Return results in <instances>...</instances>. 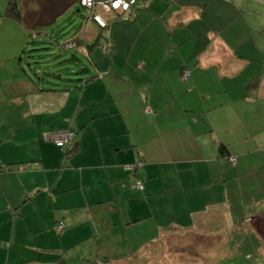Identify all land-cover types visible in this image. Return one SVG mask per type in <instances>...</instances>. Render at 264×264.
Instances as JSON below:
<instances>
[{"label": "crops", "instance_id": "0c3cea01", "mask_svg": "<svg viewBox=\"0 0 264 264\" xmlns=\"http://www.w3.org/2000/svg\"><path fill=\"white\" fill-rule=\"evenodd\" d=\"M27 1L26 25L0 17V40L45 33L33 29L47 17ZM123 22L132 28L118 32ZM106 28L109 46L115 34L148 61L142 72L116 68L85 83L81 94L78 84L52 90L44 77L31 79L6 61L0 41V69L16 78L0 97V217L12 216L0 218V264L186 262L193 254L174 256L181 239L194 237L200 249L246 233L264 245V0H141ZM70 127L82 129L71 157L40 138ZM136 161L143 165L125 169ZM43 168L55 171V184ZM26 213L40 222L18 237Z\"/></svg>", "mask_w": 264, "mask_h": 264}, {"label": "rangeland", "instance_id": "374dc122", "mask_svg": "<svg viewBox=\"0 0 264 264\" xmlns=\"http://www.w3.org/2000/svg\"><path fill=\"white\" fill-rule=\"evenodd\" d=\"M66 2H68V0H28L26 2L27 8L30 11L41 14V19L44 16L47 18L56 14H59V16L53 23L45 25L46 27L42 29L45 33L41 36H30L28 32L23 31L22 35H16L13 39H1V44L4 45V50H6V61L10 58V62L15 61L21 63L20 68H22L27 75H30L31 79H37L41 76L44 77L45 81L49 83L48 89H56V86H53L54 83L68 87H73L78 84L80 88L79 94H81L82 89L86 88L84 87L85 83L91 84L99 79L107 80V77L113 78L114 74L119 72L116 68H125L122 70L124 77H127L126 75L128 73H132V69L137 72H142L144 70L143 62H147L149 56L137 53V51L128 53L131 48H127L121 43L120 37H115V34L111 38L113 46L111 44L109 46L107 44V26L101 28L87 22V12L80 8L77 0H73L70 6L63 10V6ZM5 6L6 0H0V17H2L4 13ZM113 17L118 18L119 15H113ZM127 25L130 24L123 22L119 25L118 32L132 28V26L124 28ZM33 30L38 31V29ZM1 36H3L2 33L0 34V37ZM12 40H14L16 47ZM17 42L19 43L18 45ZM114 45L117 47L116 50ZM13 46L14 52L19 50L20 46H22L23 49H20V52L23 50V53H17V56L22 58L21 61H18V57H13V51L10 52ZM151 55L157 57L158 54L154 51ZM127 60L130 65L127 64ZM109 68L111 69L109 70ZM36 73L38 75H36ZM4 75H7V72L4 69H0V97L7 95V90L14 83V80H16L15 76L6 79ZM96 87L98 90L97 85ZM3 102L7 103L6 101ZM68 139H71V137ZM48 145L50 148H55V144H52V142H49ZM68 147L66 152L69 153L72 143L71 145L68 144ZM58 151L63 155L62 150ZM49 153L48 150V154H44L45 156H49ZM53 154H56L55 151H53ZM47 166H49V164H47ZM43 169L47 171L49 185L55 184V171H51L50 168ZM55 208L56 207L51 205L53 214ZM53 214L51 218H54ZM104 214V211H102L99 215L103 216ZM10 217H12L11 214L2 215L0 218H2V222H4L5 219L9 220ZM13 218L19 219L17 217ZM19 220L22 221L17 224L21 226V229L17 230L18 237H21L24 231H29L27 224H29L30 227H35L34 222H40L39 217H35L33 213H30V215L26 213L25 217ZM57 227L58 225H56V231L58 230ZM9 229L12 230L11 227H9ZM195 235L203 236L204 234ZM193 238L194 237H192V243H189L187 239L177 241V247L174 252V256L183 254L184 257H190L189 255L193 254L192 261L184 262L182 259H175L171 261H162V263L264 264V261H260L261 258L264 260V257H262L264 245L256 240H252L254 238L250 239L247 233L244 236L241 235L239 240L235 238L230 241H225L224 239L217 241L209 240L208 246L206 243H200V249L198 243L193 240ZM88 247H94V245L92 246L91 243ZM163 249L164 248H162V250ZM201 252H204V254L208 256L216 254L217 258L214 261L207 260L206 258L203 260H194V256L198 255L200 257L199 253ZM154 260L153 264H157L156 257ZM118 262H111V259L107 260L98 257L94 259L91 264H113Z\"/></svg>", "mask_w": 264, "mask_h": 264}, {"label": "trees", "instance_id": "16d2710c", "mask_svg": "<svg viewBox=\"0 0 264 264\" xmlns=\"http://www.w3.org/2000/svg\"><path fill=\"white\" fill-rule=\"evenodd\" d=\"M139 1H141V0H138L135 3L134 7L137 6ZM166 1H169V0H166ZM72 2H73V0H68V2H66V4L63 6V10H65L67 7H69ZM26 8H27V6H26ZM80 8H81V6H80ZM22 11H23V9H22L21 0H6V6H5V10H4V13H3L2 17L6 18V19H9L11 21H14V22H16V23H18L20 25H26V19L22 16ZM31 12L36 13L35 11H31ZM58 16H59V14H56V15L48 17L45 22L44 21H40L39 22L40 26L38 27V31L39 30L42 31V29L46 27L45 25H48L49 23H53L58 18ZM92 24H94V23H92ZM43 32H45V31H43ZM181 75H182V73H181ZM188 79H189V75H188V78L186 80H183L182 77H181L182 81H187ZM61 132L72 133V137H71V139L68 140V142L66 144L58 146V145L55 144L53 138H54L55 135H57V134H59ZM81 136H82V129H79L78 127H70V128L65 129V130L44 132V133H42L40 135V138H41L42 141H45V142H48V143L52 142V144H55V147L58 148L59 150H62L63 154L68 158V157H71V156L75 155L78 152L79 141H80ZM71 143H72L71 151L68 153V152H66L68 150V148H69L68 144L71 145ZM218 153L221 156V158L225 162L229 163L230 165H232V163L230 162V158H234L235 159V164L232 165V166L236 165L237 157L230 155V153H229V151H228L226 146H224V145L219 146L218 147ZM137 162H142V161H136L134 164H136ZM133 165H131V166H133ZM131 166L127 165L126 167H131ZM21 168L23 169V165H20L18 167L19 170ZM125 169L128 170V171H133L134 170V169H129V168H125ZM137 182H139V181H137ZM142 189H143V187H142Z\"/></svg>", "mask_w": 264, "mask_h": 264}, {"label": "built area", "instance_id": "2783aa9c", "mask_svg": "<svg viewBox=\"0 0 264 264\" xmlns=\"http://www.w3.org/2000/svg\"><path fill=\"white\" fill-rule=\"evenodd\" d=\"M137 1L138 0H78V3L81 8L87 12L88 21L102 28L107 26L110 16L120 15L130 11ZM188 75V71H183L181 77L183 80H186ZM67 136L68 138L72 137V133L61 132L55 135L53 140L56 145L61 146L68 142L69 139ZM230 162L234 165L235 159L230 158ZM142 165V162H137L133 166L125 168L136 169ZM20 170H22V168ZM134 188L136 190H141L142 184L140 182H136L134 184ZM57 229V231H61L63 229V225L60 223Z\"/></svg>", "mask_w": 264, "mask_h": 264}, {"label": "clouds", "instance_id": "9594fccd", "mask_svg": "<svg viewBox=\"0 0 264 264\" xmlns=\"http://www.w3.org/2000/svg\"><path fill=\"white\" fill-rule=\"evenodd\" d=\"M62 224V223H61ZM63 225V224H62ZM63 228H64V225H63ZM58 232V231H57Z\"/></svg>", "mask_w": 264, "mask_h": 264}]
</instances>
